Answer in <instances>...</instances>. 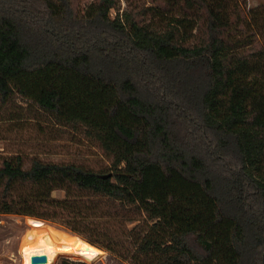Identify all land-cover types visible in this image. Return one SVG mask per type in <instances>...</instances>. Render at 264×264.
<instances>
[{
    "label": "trees",
    "instance_id": "trees-1",
    "mask_svg": "<svg viewBox=\"0 0 264 264\" xmlns=\"http://www.w3.org/2000/svg\"><path fill=\"white\" fill-rule=\"evenodd\" d=\"M245 4L0 0V107L81 126L111 158L2 157L0 214L78 231L106 198L150 222L149 264H264V6Z\"/></svg>",
    "mask_w": 264,
    "mask_h": 264
},
{
    "label": "rangeland",
    "instance_id": "rangeland-1",
    "mask_svg": "<svg viewBox=\"0 0 264 264\" xmlns=\"http://www.w3.org/2000/svg\"><path fill=\"white\" fill-rule=\"evenodd\" d=\"M74 1L82 7L92 0ZM139 1L147 4L150 2ZM245 1V6L242 5L245 12L253 7L264 6V0ZM124 6L122 1L121 8ZM111 15H114V10H111ZM33 110L29 103L19 98L12 105L0 107V160L4 156L20 154L26 160L37 157L42 161L70 162L91 170L104 169L110 165L111 158L105 155L95 140L86 136L81 126L58 125ZM52 196L62 198L64 192L55 190ZM97 200L101 208L96 213L98 216L83 221L85 225L78 231H73L61 219H41L50 232L65 239L77 236L79 240L76 247L62 251L53 259L46 258L44 264H62L63 260H71L73 264H149L154 260L152 254H140L136 250L150 226L144 213L134 206H122L117 201L106 198ZM27 217L0 214V264H30V257L21 259L19 249L25 244H32L35 239L29 237L40 232L34 231L26 223ZM86 236L96 240L97 246L90 244ZM79 245L81 248L77 250ZM91 246L98 254L84 260ZM72 251L80 256L62 255Z\"/></svg>",
    "mask_w": 264,
    "mask_h": 264
},
{
    "label": "bare ground",
    "instance_id": "bare-ground-1",
    "mask_svg": "<svg viewBox=\"0 0 264 264\" xmlns=\"http://www.w3.org/2000/svg\"><path fill=\"white\" fill-rule=\"evenodd\" d=\"M26 223L39 234L30 236L33 239L32 244H25L20 247L19 252L21 259H28L33 254H44L46 258L53 259L62 251L69 250L70 248L76 247L78 243V237L73 238H62L61 236L50 232L44 222L41 219L34 217H27ZM65 232V231H64ZM81 246L77 247L79 250Z\"/></svg>",
    "mask_w": 264,
    "mask_h": 264
},
{
    "label": "water",
    "instance_id": "water-1",
    "mask_svg": "<svg viewBox=\"0 0 264 264\" xmlns=\"http://www.w3.org/2000/svg\"><path fill=\"white\" fill-rule=\"evenodd\" d=\"M46 260L47 259L44 254H33L30 257V264H44Z\"/></svg>",
    "mask_w": 264,
    "mask_h": 264
}]
</instances>
